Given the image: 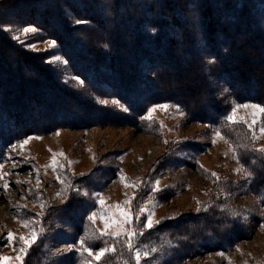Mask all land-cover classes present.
Listing matches in <instances>:
<instances>
[{"label":"trees","instance_id":"16d2710c","mask_svg":"<svg viewBox=\"0 0 264 264\" xmlns=\"http://www.w3.org/2000/svg\"><path fill=\"white\" fill-rule=\"evenodd\" d=\"M24 27L37 29L36 41H55L69 77L83 80V86L46 63L49 53L31 52L12 38ZM263 50L264 0H0V144L96 125L144 131L141 117L150 106L179 105L188 122L220 130L251 176L215 177L216 196L200 211L161 220L133 244L149 253L145 259L152 264H178L224 250L245 239L252 224L264 223V154L254 151L244 124L225 121L235 104L264 105ZM186 69L193 75L185 76ZM97 98L118 100L128 111ZM149 192L141 188L134 205L148 201ZM241 198L254 209L233 203ZM56 210L71 218L72 203ZM125 241L97 235V248L116 250L96 264H135Z\"/></svg>","mask_w":264,"mask_h":264},{"label":"rangeland","instance_id":"374dc122","mask_svg":"<svg viewBox=\"0 0 264 264\" xmlns=\"http://www.w3.org/2000/svg\"><path fill=\"white\" fill-rule=\"evenodd\" d=\"M19 30L15 29L14 35H20L17 41L24 44L25 49L34 53H49V59L60 56L56 46H48L46 41L49 40L36 41L34 33L24 37ZM32 44L36 45V50L29 47ZM50 66L59 69L64 79L71 78L66 64L54 63ZM30 73L26 72L27 75ZM193 73L191 69L185 72V76L190 77ZM164 104L172 105H157ZM245 104L255 103L235 104L233 107ZM233 107L226 117L232 113ZM31 109L39 118L38 108L31 106ZM262 114L252 107H237L235 112L236 120L245 125L251 136L255 131L256 138H252L255 149L264 147V134L258 127ZM151 115V121L142 120L144 131L125 125H96L80 129L64 128L30 135L4 146L0 144V264H21L17 256H23V264H85L86 261L96 264L101 260L96 261L87 253L81 255L78 251L64 249L91 235L94 230L97 233L104 230L105 221L100 218L104 213L112 216L113 220L119 219L125 201L133 195L137 196L141 188L150 191L148 210L153 213L152 219L160 222L177 215L196 213L198 208L214 199L215 176L212 173L233 181L243 178L244 171H234L242 167L232 146L225 138L216 135L215 127L188 122L175 108L168 111L157 109ZM253 121L256 123L253 124ZM29 137L32 139L21 148L20 142ZM53 160L64 167H55ZM122 177L126 179L122 181ZM156 180L160 181L162 191L151 193ZM126 183L130 186L125 187ZM5 184L8 185L7 190ZM70 185L90 194L100 193L99 198L104 200V205L96 204L91 195L72 191ZM57 193L60 195L57 196ZM66 203H72V210L67 211L71 218L64 219L65 213L59 215L56 209ZM233 203L254 209L245 198ZM82 211H86V216L81 220L78 214ZM92 211L97 213L95 222L87 219ZM73 219H76L74 224ZM29 220V226L23 227L22 221ZM41 230L43 234L28 249L27 255L21 253L23 242L19 237L31 238L33 231L39 234ZM114 230V226L109 224L107 231ZM9 231L15 237L11 242L7 239ZM96 241L97 238L89 241L93 251L101 249L94 245ZM141 260V264H152L147 263L145 258ZM178 264H264V223L252 224L245 239L224 250L199 253Z\"/></svg>","mask_w":264,"mask_h":264},{"label":"snow or ice","instance_id":"6c2138e0","mask_svg":"<svg viewBox=\"0 0 264 264\" xmlns=\"http://www.w3.org/2000/svg\"><path fill=\"white\" fill-rule=\"evenodd\" d=\"M78 23H82V21H78ZM6 31H10L11 29H5ZM153 31H155L153 29ZM20 34H22L24 37H27L35 32H37V29L34 27H24L23 29L19 30ZM14 40H20V35H13L12 37ZM46 43L48 44V46L50 48H54L56 46V42L53 40H49L46 41ZM29 47H31L32 49L36 50V45L32 44L29 45ZM105 47H107V45H105ZM46 63L49 64H54V63H63V64H67V61L64 60L61 56H53L50 59L45 61ZM208 63L214 64L215 60L214 58H210L208 60ZM155 75V74H154ZM71 79L76 80V82L78 84H80L81 86H83L84 81L80 80L78 77H71ZM224 92H227L228 89H223ZM97 102L103 105H107L109 102H111L113 105H117L120 107V109L124 112L128 111V108L126 106H124L123 104L120 103V101L118 100H107V99H101V98H97ZM237 107H244V108H248V107H252L253 109H257L259 112L264 113V106L261 105H236L233 107L232 109V113L229 114L227 117H225V121L227 122L228 125H235L236 123H238V121L235 118V112H236V108ZM170 108H175L177 110V112H179V114L181 116H184L185 113L180 109L179 105H154L152 107H150L147 110V114L143 117H141L142 120H152V113L155 112L157 109H163L164 111H168ZM246 123V122H245ZM256 122L253 121V124H255ZM161 127H163V124H161ZM207 127V125H206ZM249 129H252V125H249ZM259 131L264 134V126H261L259 128ZM57 135H59V133H57ZM216 135L220 136L222 139L224 138L222 135V132L220 130L216 131ZM38 138V137H37ZM252 138L255 139L256 138V134L255 131H252ZM32 139V137L26 138L25 140H23L22 142H20V147L22 148L25 144H27L29 142V140ZM169 141H165V143H168ZM213 143H215V140H213ZM13 150H15V146H13ZM235 151V150H234ZM254 151L260 152L262 154H264V147L258 148V149H254ZM61 155H63V153H61ZM255 162V161H254ZM71 163V162H69ZM53 165H55V167H64L63 165H59L56 163L55 160H53ZM52 166V165H49ZM0 167H2V165H0ZM244 171L245 177H250L251 176V172L246 170V169H239V170H234V171ZM6 175V174H5ZM83 175V174H81ZM212 176H215L217 178V180H219V177L217 176L216 173H212ZM2 178V177H0ZM37 179H39L37 177ZM122 181L125 180L126 178L122 177L121 178ZM57 180H60V177L57 176ZM141 184H143V182H141ZM160 185V181L156 180L154 181L153 187L151 188V193H155V192H159L162 191V189L159 187ZM130 186L129 184H125V187ZM134 188H139V185H131ZM70 187L72 188V191L77 192L80 195H84V196H89L91 195V197L94 199L96 204L99 205H104V200L100 199L99 197L101 196L100 193L97 192H93V193H89L84 189L75 187L70 185ZM5 190H7L8 185L5 184L4 185ZM150 193V194H151ZM60 193H57V196H59ZM137 200V197L135 195H133L131 198H129L127 201H125V208L120 210V218L113 220L112 216L107 215V213H104L100 218L101 220L105 221V229L104 230H100L98 233L94 230L93 233L89 236H86L84 238L79 239L75 244H70L66 246L67 251H78L81 255H83L84 253H87L88 256L93 257V259H95L96 261L101 260L102 258H104L105 256L115 252V246H107L104 248H101L99 250L93 251L92 247L90 246L89 241L96 239L97 235L99 237H104V236H111L113 239H119L121 237L126 238V247L128 248V250L130 252L133 253V259L135 260V264H140L141 259L142 258H146L148 256V252L147 251H142L140 248L135 247L133 244V240L138 237V236H142L144 235V230H148V229H152L155 224H158L159 221H154L152 219L153 213L150 212L148 210V201H145L143 203V205H134V201ZM42 207H44L42 205ZM119 205H117V208L119 209ZM138 209V211H137ZM206 210V209H205ZM197 211H200V208L197 209ZM39 215V214H38ZM105 217H107V219H105ZM141 217H145L144 220H141ZM97 218V213L96 211H92L88 214L87 219L91 222H95ZM31 223V221H22V226L23 227H28L29 224ZM109 224H112L115 228L114 231L112 232H108L107 231V227ZM43 234V230H41V233L37 234L35 233V231H33V234L31 236V238L25 237V236H20L19 240L23 242L20 251L21 253H23L24 255H27L28 249L31 248V246L33 244H35L36 240L39 238V235ZM7 239L11 242L15 239L14 234L9 231L7 233ZM77 245H79V247H77ZM63 251V250H61ZM152 252H156L157 249L155 247H153L151 249ZM222 255V254H221ZM6 259V258H5ZM17 260L21 261V264H23V256H17L16 257ZM85 264H91V261H86Z\"/></svg>","mask_w":264,"mask_h":264},{"label":"bare ground","instance_id":"6f19581e","mask_svg":"<svg viewBox=\"0 0 264 264\" xmlns=\"http://www.w3.org/2000/svg\"><path fill=\"white\" fill-rule=\"evenodd\" d=\"M244 36H245V35H244ZM237 37H239V36H235V38H236V42H238ZM239 38H240V37H239ZM241 38H242V37H241ZM246 39H247V37H246ZM246 39H244V40L246 41ZM239 40H240V39H239ZM242 40H243V38H242ZM230 42H231V41H230ZM241 42H242V41H241ZM247 42H249V39H248ZM242 43L244 44L245 42H242ZM242 43H241V44H242ZM262 43H263V42H262ZM235 44H236V43H235ZM238 44H240V43L238 42ZM236 45H237V44H236ZM249 45H250V44H249ZM258 45H259V44H258ZM258 45L256 44L257 47L254 48V49L257 50ZM230 46H231V45H230ZM243 46H244V45H243ZM250 46H251V45H250ZM254 46H255V45H253V47H254ZM261 46H262V44H261ZM231 47H232V46H231ZM245 47L247 48V45H246ZM232 48H233V47H232ZM246 48H245V49H246ZM249 48H250V47H249ZM237 49H238V48H237ZM239 49H240V48H239ZM239 49H238V50H239ZM243 49H244V47H243ZM254 49H253V52H255ZM258 49H259V48H258ZM261 49H262V48H261ZM229 50H230V49H229ZM250 50H251V49H250ZM232 51H233V49H232ZM263 51H264V50H263ZM234 52H235V51H234ZM251 52H252V51H251ZM258 52H259V51H257V53H258ZM255 53H256V52H255ZM255 53H254V54H255ZM250 55H251V53H250ZM244 57H246V56H244ZM234 58L236 59L237 57H234ZM232 60H233V59H232ZM241 61H242V59H241ZM241 61H240V63H241ZM245 61H246V60H245ZM236 62L238 63V60H237ZM243 62H244V61H243ZM232 63H233V62H232ZM237 63H236V64H237ZM228 64H229V63L227 62V66H229ZM230 65H232V64H230ZM240 65H241V64H240ZM237 66H238V65H237ZM167 67H168V66H167ZM238 67H239V66H238ZM187 68L189 69V65H188ZM165 69H166V68H165ZM184 69H185V68H184ZM186 70H187V69H186ZM186 70H185V71H186ZM181 71H182V70H181ZM187 71H188V70H187ZM239 72H240V71H239ZM176 73H177V72H176ZM179 73H181V72H179ZM184 74H185V73H184ZM62 104H63V103H62ZM62 104H61V105H62ZM64 104H65V103H64ZM65 105H66V104H65ZM87 106H88V105H87ZM75 107H76V106H75ZM77 107H79V106L77 105ZM80 107H81V106H80ZM81 108H82V107H81ZM76 109H77V108H76ZM78 109L80 110V108H78ZM83 109H84V108H83ZM79 110H77V111H79ZM81 110H82V109H81ZM74 113H77V112L74 111ZM80 113H81V111H80ZM82 115H84V114L82 113ZM82 115H81V116H82ZM85 115H86V114H85ZM64 126H65V125H64ZM31 129H32V128H31Z\"/></svg>","mask_w":264,"mask_h":264}]
</instances>
